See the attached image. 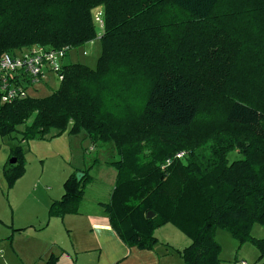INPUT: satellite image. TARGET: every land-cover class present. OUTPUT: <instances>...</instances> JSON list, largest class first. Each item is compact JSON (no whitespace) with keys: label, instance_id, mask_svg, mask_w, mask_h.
<instances>
[{"label":"trees","instance_id":"16d2710c","mask_svg":"<svg viewBox=\"0 0 264 264\" xmlns=\"http://www.w3.org/2000/svg\"><path fill=\"white\" fill-rule=\"evenodd\" d=\"M98 9L94 68L64 65L50 95L0 104V137L19 138L7 187L25 172L23 142L84 133L111 152L100 205L126 247L152 250L169 224L190 240L183 264H221L217 231L264 264V239L251 236L264 227V0H0V56L85 46ZM91 168L64 181L48 217L79 214Z\"/></svg>","mask_w":264,"mask_h":264},{"label":"crops","instance_id":"0c3cea01","mask_svg":"<svg viewBox=\"0 0 264 264\" xmlns=\"http://www.w3.org/2000/svg\"><path fill=\"white\" fill-rule=\"evenodd\" d=\"M86 142L90 145L88 150L98 147L103 151L91 144L84 133L65 132L51 140L23 142L25 172L8 188L1 168L13 144L0 137V246L4 255L0 264H53L51 257L56 259L55 264H183L179 252L190 244L189 240L169 224L155 231L157 243L152 250H139L126 247L117 238L100 203L91 210L79 209V214L48 217L50 204L64 193V181L73 172L88 167L80 155ZM73 154L78 155L76 166L72 163ZM101 165H93L89 174ZM109 176L113 184L115 175L111 172ZM109 197L110 194L107 200ZM20 237L28 244H16Z\"/></svg>","mask_w":264,"mask_h":264},{"label":"rangeland","instance_id":"374dc122","mask_svg":"<svg viewBox=\"0 0 264 264\" xmlns=\"http://www.w3.org/2000/svg\"><path fill=\"white\" fill-rule=\"evenodd\" d=\"M98 34L99 32L97 29V38L95 40L91 41L89 44L85 46L71 49L66 54L63 60V64L68 65V64H73V63H79V64H84L90 68H94L96 61L100 55V51H101ZM58 85L59 83L55 79L54 76L53 77L47 76V79L44 80V83L39 85L37 87L36 92L31 93V95L36 98L46 97L50 95L53 91H55ZM17 139H19L18 136L15 139L4 138L5 141H9L11 144H13V147L17 146L18 144ZM88 148H90V145L89 143L86 142L83 144L82 151H80V155L83 154L85 158V166L90 167L92 165L93 167V165L95 166L96 164H98V166L100 164L102 165L99 168H97L98 167L97 166L90 173V176L93 177L92 179L93 182H88L84 185L83 200L79 208V209H82V211L91 210L92 207L94 208L96 206V203H106V201H108L107 197L111 193L112 190L110 189L113 187V184H114V182L113 184H111V177L109 176V173L112 172V176L115 175L114 168L108 164L109 161H113L111 160V153L108 151L109 149L102 148L103 149L102 151L98 147H96L95 150H88ZM24 157H25V154H24ZM77 157L78 155L73 154L72 163L75 166H76ZM232 158L234 157H231V159ZM10 159L12 158L8 157L5 163L7 162L10 163L9 162ZM104 161H106V163ZM25 162H26V159H25ZM50 162H51L50 164H61L58 161H56L55 163H53V161H50ZM5 163L2 165V168L5 165ZM104 164H106L108 167H105ZM50 179L57 180V177H53V178L50 177ZM113 181H114V178H113ZM0 229L3 230V228H0ZM251 236L256 239H264V227L259 226V225L253 226L251 230ZM215 239L221 247L220 256H219L221 260V264H240L241 261L246 262V264L255 263L258 257V251L253 245L249 243L239 245L234 239L230 237L228 233L224 231H217L215 234ZM7 242H12V241H7ZM15 243L16 244H19V243L28 244V241L20 237L16 240ZM189 243H190V240H189ZM3 257H4L3 250H1V246H0V260H2Z\"/></svg>","mask_w":264,"mask_h":264},{"label":"built area","instance_id":"2783aa9c","mask_svg":"<svg viewBox=\"0 0 264 264\" xmlns=\"http://www.w3.org/2000/svg\"><path fill=\"white\" fill-rule=\"evenodd\" d=\"M93 21L99 36L103 28L102 11L96 10ZM68 47L53 49L33 45L17 54L4 53L0 56V104H10L26 99L37 87L44 83L47 76L55 77L58 83L62 80L63 60L69 52ZM184 152L175 155L176 159ZM170 160L166 161L169 164ZM240 264H246L241 261Z\"/></svg>","mask_w":264,"mask_h":264},{"label":"water","instance_id":"95a60500","mask_svg":"<svg viewBox=\"0 0 264 264\" xmlns=\"http://www.w3.org/2000/svg\"><path fill=\"white\" fill-rule=\"evenodd\" d=\"M9 162H10V163H14V162H15V159H10ZM82 175H83V174L80 173V172L77 173V174H76V178H77V180H79L80 177H81ZM152 216H153L152 213H148V214H147V218H151Z\"/></svg>","mask_w":264,"mask_h":264}]
</instances>
